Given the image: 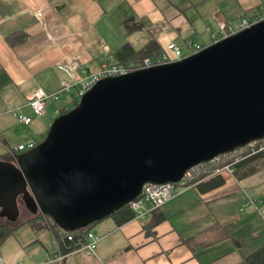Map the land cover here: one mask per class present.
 Listing matches in <instances>:
<instances>
[{"label": "crops", "instance_id": "obj_1", "mask_svg": "<svg viewBox=\"0 0 264 264\" xmlns=\"http://www.w3.org/2000/svg\"><path fill=\"white\" fill-rule=\"evenodd\" d=\"M263 10L264 0H0L1 147L8 154L30 138L39 140L33 136L39 118L51 125L73 107L67 96L49 102L43 116L28 105L38 88L58 91L71 62L90 71L107 59L120 63L116 53L123 45L141 50L151 37L162 53L171 54L173 43L185 53L191 39L212 44L210 33L218 32L219 22L253 21ZM131 16L144 30L126 31ZM17 32L26 39L11 45L7 37ZM17 108L33 117L20 130ZM241 175L208 176L143 219L120 225L121 215H111L98 221L92 226L100 238L94 255L63 254L52 231L24 223L0 246V264H244L264 247V168ZM215 177L224 182L206 188ZM214 224L225 226L231 237L202 249L187 243Z\"/></svg>", "mask_w": 264, "mask_h": 264}, {"label": "water", "instance_id": "obj_2", "mask_svg": "<svg viewBox=\"0 0 264 264\" xmlns=\"http://www.w3.org/2000/svg\"><path fill=\"white\" fill-rule=\"evenodd\" d=\"M77 104L35 148L0 160V206L23 194L67 232L111 217L146 185L264 140V20L183 59L106 77Z\"/></svg>", "mask_w": 264, "mask_h": 264}, {"label": "built area", "instance_id": "obj_3", "mask_svg": "<svg viewBox=\"0 0 264 264\" xmlns=\"http://www.w3.org/2000/svg\"><path fill=\"white\" fill-rule=\"evenodd\" d=\"M264 20V10L261 12L257 19L253 21L248 18H242L238 23L233 22H219L218 32L210 33L211 43L217 42L230 35L241 32V30L253 25L254 23ZM189 47L185 53L181 50L178 45L170 44L169 52L162 53L159 59H153L151 57H146L142 62L136 63L132 62L130 64H121L109 59L100 66L97 70H89L87 67L81 65L80 63L71 62L70 65L65 67L68 78L61 82L60 88L54 93H49L44 88L36 89L29 97L28 105L33 111L35 116H43L46 112V106L49 102H58L62 97H69L70 103L75 105L79 100L87 94L92 86L98 81L105 79L106 77H115L119 75H125L127 73L133 72V70L146 69V67H152L160 65L162 63H170L176 60L183 59L188 55L200 52L206 47L203 43H199L195 40L190 41ZM210 44V45H212ZM13 114L18 123L29 125L33 117L26 114L22 108H17L13 111ZM41 140L30 138L26 142L20 143L14 151L17 154L31 150L35 148ZM264 151V141H254L242 148L244 152L241 156L235 157L233 162H230L223 167H220L215 174H220L223 171H227L230 174L234 173V164L240 160L246 159L247 157L259 154ZM204 165V164H203ZM200 166V165H198ZM195 166L192 170L188 171L186 175L179 180V182H168L162 185H146L141 194L138 196L137 200L132 201L129 204V208L135 213V219H143L148 217L153 210L160 209L168 201L176 198L182 191L189 189L199 182H190L192 172L196 171ZM255 200L251 199L254 203ZM52 221V220H51ZM73 236L68 235V239L71 240ZM85 244L74 250L75 252H83L87 255H94L95 249L99 243V236L95 231L90 228L85 234ZM2 260V258H0ZM18 264H25L22 261Z\"/></svg>", "mask_w": 264, "mask_h": 264}, {"label": "trees", "instance_id": "obj_4", "mask_svg": "<svg viewBox=\"0 0 264 264\" xmlns=\"http://www.w3.org/2000/svg\"><path fill=\"white\" fill-rule=\"evenodd\" d=\"M125 28L128 33L135 32V31H142L144 30V25L142 22L138 21L135 16H131L127 21H125ZM8 41L11 45H15L19 42H22L26 39V35L23 32H17L15 34L9 35ZM162 54L161 47L158 45L157 41L151 37L149 42L145 45V47L141 50H135L133 46L123 45L122 48L116 53V59L120 61L121 64H130L132 62L140 63L146 57H151L153 59H159ZM78 104L75 103V106ZM72 107V108H73ZM70 108V109H72ZM68 111V110H66ZM66 111H62L58 113L56 117L60 116L61 114L66 113ZM55 117V118H56ZM54 121V118H53ZM264 141V140H262ZM236 155H235V153ZM232 152V154L222 155L218 159L205 163L204 165H200L196 167V171L192 172L190 182L196 183L200 182L201 180L205 179L208 176H214L215 172L224 165L233 162L235 157L241 156L244 152L242 149H238ZM13 155H17L13 149L11 152L6 154V158H9ZM11 159V158H10ZM234 173H239L242 171V177L253 174L264 168V151L260 152L259 154L247 157L246 159L240 160L234 165ZM202 182V181H201ZM224 180L220 177H215L210 183L206 184V188H214L222 184ZM201 187L202 185L199 184ZM205 186V185H204ZM202 186V187H204ZM205 188V189H206ZM204 190V188H202ZM154 211V210H153ZM112 215H121L120 219H117L118 224H124L127 221H130L135 218V213L129 208V204L126 205L124 208L118 210L116 213ZM24 223L30 224L34 229H48L54 233L56 238L58 239L60 252L63 254L71 253L72 251L81 248L85 244V234L86 232L92 228L94 224H91L88 227H84L83 229L74 230L71 232L64 231L55 222L51 221V219L45 215L43 212L38 211L36 214H32L30 218H28L25 222H11L8 219L0 218V246L4 242V240L11 235L16 229ZM69 236H73L71 240L68 239ZM231 237L226 227L220 224H214L209 226L207 229L201 231L194 238L187 240L189 245H197L195 249H202L209 247L210 245L216 244L221 242L223 239ZM239 244V243H237ZM193 248V250L195 251ZM244 264H264V247L259 249L258 251L251 254V256L247 257L244 261Z\"/></svg>", "mask_w": 264, "mask_h": 264}, {"label": "rangeland", "instance_id": "obj_5", "mask_svg": "<svg viewBox=\"0 0 264 264\" xmlns=\"http://www.w3.org/2000/svg\"><path fill=\"white\" fill-rule=\"evenodd\" d=\"M72 106H74V105H72ZM39 119L37 120L36 128L34 129L35 132H34L33 136L36 137L38 135L39 137L37 136L36 138H39V140L40 139L43 140L49 131L50 125H45V123L42 121V118L40 120ZM17 127H21V128H19V130H20V129H24L25 125L24 126H22V125L18 126L17 125ZM31 127L29 129H31ZM18 145L14 146V147L16 148ZM6 153H7V151L3 147H1V145H0V158L6 159ZM235 155H236V153H235ZM9 158H13V155H11ZM8 196L13 197V199L15 201H17L16 202L17 204H21V206H19L20 210L16 211L15 213H12V214H6L4 212L0 213V218L2 217L5 219H8L9 221H11L13 223L14 222L17 223V222H20L23 220H27L28 218H30L32 216L33 212L31 211L29 205H27V202L22 197H20L18 194L14 193L13 191H11ZM2 202L6 203V201H4V200ZM11 215H13V216H11Z\"/></svg>", "mask_w": 264, "mask_h": 264}, {"label": "flooded vegetation", "instance_id": "obj_6", "mask_svg": "<svg viewBox=\"0 0 264 264\" xmlns=\"http://www.w3.org/2000/svg\"><path fill=\"white\" fill-rule=\"evenodd\" d=\"M0 160L4 163V164H7V163H12L14 161V158H6V159H2L0 158ZM8 165V164H7ZM6 192L3 190V192L0 191V201L2 200V198L5 196ZM20 197L23 198V194H20L19 195ZM19 206H21V204H16V205H11L9 207H2L0 206V213H7V214H12V213H15L16 211L20 210ZM13 216V215H11ZM15 223V222H14Z\"/></svg>", "mask_w": 264, "mask_h": 264}]
</instances>
